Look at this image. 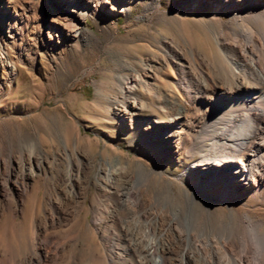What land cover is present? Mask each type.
Masks as SVG:
<instances>
[{"label":"bare ground","instance_id":"bare-ground-1","mask_svg":"<svg viewBox=\"0 0 264 264\" xmlns=\"http://www.w3.org/2000/svg\"><path fill=\"white\" fill-rule=\"evenodd\" d=\"M96 1L111 11H128L133 0ZM187 1L193 7L209 4L218 19L230 11L239 27L220 22L233 38H220L212 58L199 53L189 39L172 46L165 36L144 46V54L116 50L112 40L99 39L80 23L81 10L88 12L89 4L54 0L73 27L65 39H85L121 71L112 102L121 107L120 119L130 128L136 122L147 127L145 135L134 137L135 148L162 160L200 145L199 157L181 181L189 189L173 191L162 168L132 169L119 156L102 157L96 164L89 157L91 141L74 132L71 148L70 132L55 123L59 143L52 154L45 148L50 140L40 136L25 151H13L11 142L0 148V214L11 220L0 227V264H264L261 220L240 219L231 211L224 219L221 207L203 198L218 184L224 187L220 197L228 202L264 191V31L244 23L247 17L264 18V0ZM9 3L0 0V34L13 14ZM159 3L145 4L142 17L149 20L153 14L157 24L181 21L157 9ZM50 59L56 61L53 55ZM0 69L1 84L10 86L18 65L1 39ZM80 144H87L85 153L78 150ZM85 193L94 201L89 220L86 211L82 214ZM177 210L182 213L178 220ZM8 229L13 233L9 247L3 242ZM82 235L97 240L94 248Z\"/></svg>","mask_w":264,"mask_h":264},{"label":"rangeland","instance_id":"rangeland-1","mask_svg":"<svg viewBox=\"0 0 264 264\" xmlns=\"http://www.w3.org/2000/svg\"><path fill=\"white\" fill-rule=\"evenodd\" d=\"M83 1L89 4L90 10L88 13L82 6L80 23L99 39L106 42L112 40L109 44L114 49L126 50L131 54H144V46L155 45V39L165 36L172 46L175 43L182 45L184 39H189L199 53L212 58L220 38H233L227 26L239 29L230 11L218 19L213 16V8L209 4L193 7L187 0H160L157 9L181 21L168 19L158 24L153 14H150L149 20L142 17L145 4L151 0H133L127 3L128 11H111L108 4L101 5L96 0ZM9 2L13 14L8 21L4 20V31L0 39L13 62L18 65V72L10 86H5L6 83L2 85L3 81L0 80V148L11 142L13 151H25L31 139L40 136L50 140L45 148L52 154L59 143L52 125L58 123L60 131L70 132L71 148L76 140L74 132L91 141L90 147L80 144L78 150L85 153L89 148V157H95L96 164L102 157L106 160L119 156L120 161H129L132 169L162 168V176L170 182L173 191L189 189L181 181L187 166L199 157L200 145L192 144L178 155L172 154L162 160L151 159L135 148L132 144L134 137L145 135L147 127L144 123L136 122L130 128L124 119H120L123 116L121 107L112 102L118 96L114 83L121 71L102 50L88 44L85 39H65L64 33L72 31L73 27L70 26L66 12L61 11L54 0ZM177 12H185L187 15L182 17ZM221 21L228 25L222 26ZM244 23L251 25L258 33L264 31V18L247 17ZM101 25L104 31L99 30ZM58 35L63 39H59ZM51 55L55 62L50 59ZM29 75L39 79L42 87L31 81ZM117 108L120 109L119 118L114 115ZM145 113L149 117L152 115L148 110ZM159 117L166 120L162 114ZM223 190L224 187L218 184L203 198H209L221 207L219 210L222 218H226V214L231 211L240 219H260V228H264V191L247 192L228 202L220 197ZM89 191L93 194L91 185ZM43 192L40 188L39 193ZM83 200L85 210L82 214L86 211L89 220L90 208L94 205L93 197L85 193ZM181 214L176 211V220L182 217ZM16 219L19 221L18 217ZM10 221L8 214H0V227L9 225ZM12 237L13 233L8 229L3 241L7 247L12 245ZM84 242L94 248L97 240L94 243L85 238Z\"/></svg>","mask_w":264,"mask_h":264}]
</instances>
